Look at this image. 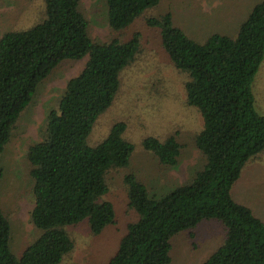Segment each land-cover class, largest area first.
I'll list each match as a JSON object with an SVG mask.
<instances>
[{
  "label": "trees",
  "instance_id": "obj_1",
  "mask_svg": "<svg viewBox=\"0 0 264 264\" xmlns=\"http://www.w3.org/2000/svg\"><path fill=\"white\" fill-rule=\"evenodd\" d=\"M102 2L108 27L119 34L160 0ZM81 3L44 0L38 23L0 37V157L40 87L63 63L87 58L67 82L57 110H49L42 140L28 150L30 222L38 236L15 256L11 226L0 206V264H60L74 249L66 228L87 222L91 234L99 235L115 223V208L104 198L108 173L130 166L134 147L125 138L127 125L115 122L97 145L87 141L119 93L121 74L136 60L142 35L93 40ZM145 22L159 31L162 50L187 75L186 103L202 118L194 146L203 164L167 194L150 190L135 173L124 176L136 220L107 264H172V239L208 220L222 226L224 239L202 264H264V223L230 193L244 165L264 150V115L256 112L252 92L264 58V0L253 6L235 37L215 33L203 43L175 27L170 13ZM141 146L162 167L180 163L182 147L175 136L162 142L150 136Z\"/></svg>",
  "mask_w": 264,
  "mask_h": 264
},
{
  "label": "rangeland",
  "instance_id": "obj_2",
  "mask_svg": "<svg viewBox=\"0 0 264 264\" xmlns=\"http://www.w3.org/2000/svg\"><path fill=\"white\" fill-rule=\"evenodd\" d=\"M261 0H160L159 5L135 22L129 29L115 34L107 24L102 0H82L81 10L89 22L93 40L107 43L114 38L127 40L139 31L140 51L136 60L121 74V87L111 107L104 112L88 136V145H97L115 122L127 125L125 138L134 152L128 169L112 170L107 175L109 192L104 200L115 208V223L101 234L93 235L87 222L66 228L74 249L60 264H107L127 225L136 220L129 208L127 186L123 178L135 173L146 186L167 194L188 182L203 164L194 146V137L202 128V118L186 103L184 85L187 75L177 70L161 48L159 31L146 25V17L170 13L172 24L190 39L203 43L215 33L235 37L253 6ZM44 14V0H0V37L7 31L25 30L38 23ZM87 61L63 63L43 84L30 105L18 119L0 157L3 177L0 179V206L10 226V248L15 256L38 236L30 222L33 208V182L29 176L28 150L42 140L49 110H57L67 82L76 77ZM252 92L255 110L264 115V58L254 77ZM155 137L164 141L175 136L181 144V159L176 168L159 165L141 143ZM237 204L247 207L264 223V150L244 165L231 189ZM224 239L222 226L213 220L202 221L191 232L172 239V264H202Z\"/></svg>",
  "mask_w": 264,
  "mask_h": 264
}]
</instances>
